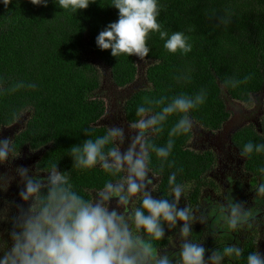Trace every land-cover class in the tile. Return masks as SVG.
Masks as SVG:
<instances>
[{"label":"trees","instance_id":"obj_1","mask_svg":"<svg viewBox=\"0 0 264 264\" xmlns=\"http://www.w3.org/2000/svg\"><path fill=\"white\" fill-rule=\"evenodd\" d=\"M161 2L164 7L159 20L169 32L191 28L188 35L193 49L187 55L169 53L159 34H151L150 65L145 72L149 85L125 101V120L137 118L136 106L143 102L145 95L171 97L206 88L207 102L193 110L192 116L196 125L217 132L233 117L224 92L229 99L247 104L253 96L263 93V116L258 126L244 125L232 132L230 138L239 152L240 146L249 140L264 142V0ZM110 3L111 0H94L88 8L76 13L64 10L55 0H48L46 6L35 5L31 0H12L7 7L0 3V128L11 126L27 115L24 128L13 139L17 152L25 149L40 152L36 163L40 168L58 161L59 170L70 171L74 184L84 193L100 186L106 176L99 168L76 169L68 153L72 146L88 138L85 128L95 129L93 138L107 130L106 126L98 125L107 110L105 101L96 95L101 89L100 65L107 68L111 82L119 88L133 85L140 75L136 55L114 57L111 49L102 50L96 44L97 35L110 22L118 20V9ZM226 12L232 14L227 28L219 24V18ZM188 69H191V81L177 82L176 77ZM248 75L252 78L247 84L227 91L220 88L223 80L243 79ZM21 82L34 83L36 87L12 91ZM176 119V116L170 117L157 143H166L168 130ZM192 138L193 132L175 138L173 153L158 176L159 190L154 195H165L168 176L177 171L178 182L192 185L187 197H181L180 204L196 208L208 196L205 193L217 187L209 175L218 157L212 150L192 149L189 146ZM153 159L155 165V156ZM244 159V169L252 178H264L258 171L264 166V153ZM173 160L175 165L170 167ZM181 166L183 172L178 171ZM241 230L230 233V240L224 238L218 242L217 250L228 244L244 248L243 258L226 257L224 264H247V254L259 250L257 229L246 228L243 231H250L247 235H241ZM167 237L166 234L161 241V249L169 245Z\"/></svg>","mask_w":264,"mask_h":264},{"label":"clouds","instance_id":"obj_2","mask_svg":"<svg viewBox=\"0 0 264 264\" xmlns=\"http://www.w3.org/2000/svg\"><path fill=\"white\" fill-rule=\"evenodd\" d=\"M55 2L64 10L76 13L88 8L94 0ZM0 3L7 7L12 0H0ZM31 3L46 6L48 0H31ZM110 5L118 9V20L110 22L97 35L96 44L102 50L111 49L112 56L136 55L147 62L152 33L159 34L169 53L187 55L192 51L188 35L191 28L169 32L159 20L164 7L161 0H111ZM231 18L232 14L226 12L219 18V24L227 28ZM251 78V75L229 78L220 82V88L235 89ZM176 80L190 82L191 69ZM25 86L36 87L34 83L21 82L12 91ZM208 95L206 88L171 97L145 95L136 106L137 118L127 122V132L124 126L114 124L103 135L93 138L95 129L85 128L88 138L72 146L68 153L73 158V167L99 168L106 176L100 186H93L87 193L74 184L70 171L59 170L58 161L36 167L35 171L16 166L15 172L23 184L19 197L28 206L16 204L17 211L11 216L7 208H0V223L11 224L8 239L0 232V264H224L226 257L243 258L244 248L237 244H228L206 258L208 249L193 231V224L198 220L205 222V217H198L192 205L179 206L181 197H187L192 185L178 182L177 171L169 174L165 195H153L159 190L154 181L164 171L163 165L170 161L175 138L193 131L196 122L192 112L207 102ZM172 116L177 119L168 130L166 143H157ZM262 153L264 142L249 140L240 146V156L248 159ZM19 155L13 138L0 135V165H10ZM174 165L173 160L169 166ZM178 171L183 172V167ZM258 171L264 174V166ZM14 178L0 175V191L6 192ZM227 180L234 183L231 175ZM252 188L255 202L258 205L264 202V182L253 184ZM225 199L227 204L221 208L228 212L224 220L230 231L257 226L264 207L247 208L246 201H235L231 190ZM179 222L183 223L178 228V240L174 242L171 236L167 237L169 245L176 250L169 251L166 247L161 250L166 230L177 229ZM246 261L264 264V254L251 251Z\"/></svg>","mask_w":264,"mask_h":264},{"label":"rangeland","instance_id":"obj_3","mask_svg":"<svg viewBox=\"0 0 264 264\" xmlns=\"http://www.w3.org/2000/svg\"><path fill=\"white\" fill-rule=\"evenodd\" d=\"M138 66L140 69V75L133 85L127 88H119L115 86L109 76L108 70L104 65H100L99 71L101 73V89L96 91V95L102 98L107 104V110L101 120L98 121V125H122L127 131V121L124 118V105L125 101L135 91L147 87L149 83L145 79V72L150 65V62H144L137 56ZM227 105L229 109H232L233 117L225 123L221 131L207 130L202 125H196L193 129V138L190 142V147L197 151L212 150L217 155V165L215 169L210 173L209 178L217 185L216 188L209 189L205 195V201L201 205L196 207V215L199 217L203 215L205 222L201 223L199 220L193 224V231L196 236L202 237L199 242L206 248L212 245L218 244L220 240H230V230L226 226L224 217L228 215V212L223 211L221 206L227 204L225 199L229 190H231L232 196L235 201H246L247 208L264 207V202L257 204L255 202V193L253 191V184L264 182V178H252V175L244 169V157L240 156V152L237 147L231 141V134L238 128L254 123L258 126L261 117L263 116L262 97L263 93L252 97L250 103H244L237 100H231L224 92ZM255 111L256 115L252 116L251 113ZM27 115H24L19 122L14 123L11 126H6L3 129L2 136L12 137L13 139L24 128ZM225 143L228 147H225ZM40 152H33L29 149H25L20 152L19 157L15 158L12 163L0 165V175L15 177L10 184V187L6 192L0 191V208H7L9 215H14L17 211L16 204H24L28 206V202L22 201L19 197V191L23 188V184L20 183V178L15 172L16 166L31 167L33 171L36 169V163L39 159ZM219 159V161H218ZM231 175L234 179V183H229L227 176ZM157 178L154 183L157 184ZM219 186V188H218ZM155 193V192H154ZM153 193V195H154ZM114 206V205H113ZM180 207H187L186 203L179 204ZM183 222H179L177 229L166 230L167 236H171L173 241L178 240V228ZM216 227L219 233L212 234L207 233V230L211 227ZM254 228L257 229V241L256 244L260 251V244L264 242V212L257 218ZM11 228L10 222L0 223V232H4V238L8 239V230ZM247 226L243 228L245 230ZM201 229L202 232H196ZM241 230V235H247L250 231L245 232ZM205 234V235H204ZM224 236V237H223ZM9 244L11 241L9 240ZM167 250L175 251L170 245H167ZM162 250V249H161ZM2 255V253H0Z\"/></svg>","mask_w":264,"mask_h":264},{"label":"flooded vegetation","instance_id":"obj_4","mask_svg":"<svg viewBox=\"0 0 264 264\" xmlns=\"http://www.w3.org/2000/svg\"><path fill=\"white\" fill-rule=\"evenodd\" d=\"M127 132V131H126ZM127 146V143L125 144V147ZM157 180H158V177H157ZM158 182V181H157ZM205 201V199H201L200 201V205L202 204V202ZM213 226V224H212ZM217 228L216 227H211L210 229L207 230V232H211L212 234H217L218 231L216 230ZM230 233H233V231H230ZM264 239V238H263ZM264 243V242H263ZM217 246L218 244H215V245H212L211 247L207 248L208 251L206 252V258L208 255H211L212 252L216 251L217 250Z\"/></svg>","mask_w":264,"mask_h":264},{"label":"water","instance_id":"obj_5","mask_svg":"<svg viewBox=\"0 0 264 264\" xmlns=\"http://www.w3.org/2000/svg\"><path fill=\"white\" fill-rule=\"evenodd\" d=\"M260 252L264 254V243L260 244Z\"/></svg>","mask_w":264,"mask_h":264}]
</instances>
